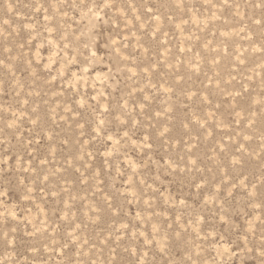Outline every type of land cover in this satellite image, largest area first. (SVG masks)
I'll use <instances>...</instances> for the list:
<instances>
[{"label": "rangeland", "instance_id": "374dc122", "mask_svg": "<svg viewBox=\"0 0 264 264\" xmlns=\"http://www.w3.org/2000/svg\"><path fill=\"white\" fill-rule=\"evenodd\" d=\"M0 264H264V0H0Z\"/></svg>", "mask_w": 264, "mask_h": 264}]
</instances>
